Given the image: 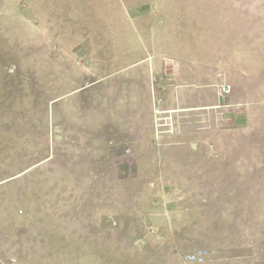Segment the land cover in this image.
<instances>
[{"label": "rangeland", "instance_id": "1", "mask_svg": "<svg viewBox=\"0 0 264 264\" xmlns=\"http://www.w3.org/2000/svg\"><path fill=\"white\" fill-rule=\"evenodd\" d=\"M210 15L208 35L184 20ZM179 37L196 61L244 42L226 70L245 83L206 82L212 108L171 111ZM143 41L163 69L131 67ZM8 263L264 264V0H0Z\"/></svg>", "mask_w": 264, "mask_h": 264}, {"label": "crops", "instance_id": "2", "mask_svg": "<svg viewBox=\"0 0 264 264\" xmlns=\"http://www.w3.org/2000/svg\"><path fill=\"white\" fill-rule=\"evenodd\" d=\"M187 17V16H186ZM186 17H184V20H186L188 23H186L188 26L190 25L191 28H197L200 25H203V27L205 28V35L209 34V32L212 31V28H214L215 26L217 27L218 25L214 24V22L211 24L210 22H212L214 20L213 16L210 15V18H208L207 16L204 17V21H205V25L202 23V19L198 20L195 22V25H193V21L190 20V17L186 19ZM199 19V18H197ZM221 21H223V17L220 19ZM202 21V22H200ZM218 20H215V22ZM236 19L234 20L233 23L235 22ZM208 22V23H207ZM211 24V26H210ZM221 26V24H219ZM117 26V25H116ZM221 28H223V25L221 26ZM236 29L240 28L242 30L243 25L239 26H235ZM253 28L258 30L260 28H258V26H256V28L253 25ZM118 29V28H117ZM128 29L131 30V27H127ZM181 29V28H180ZM216 29V28H215ZM232 29V28H231ZM231 29H226L227 32L230 31ZM255 32V30H253ZM181 35V34H180ZM143 42H141L136 48H138V50H133V49H129L126 51V53H131L132 51H136V55H135V60L133 61L131 67L134 68V70L136 69H141V70H147L148 67H152V69L156 68V69H163L164 64L166 63V61L163 59V57H159L158 55H147L145 54V48L143 47ZM206 44V43H205ZM243 43L237 42V43H232V44H227V43H223L222 45L220 44L218 46V48L215 50L216 52H218L219 54L214 55L215 53L213 52L211 55H208V48L212 47L213 50V46L211 44H206L207 50L203 49L202 51L207 53V55H205L203 58L199 57V61H196L195 57H194V47L193 43L189 42H185L182 41L181 37H179L178 43H177V48L178 50H175L174 53H177L179 55H177L176 57L173 58V61L176 62V64H178L177 66L179 67V70H176L178 72L177 78H178V83H180V78L181 81H184L185 79V83L187 84L184 88L181 85H177V87L175 85H172V87L174 88H169L168 93L166 94H170V99L172 100V108L171 111H184V109H191V110H198V109H208V108H212L213 107V101L214 99H217L219 97V94L217 93L215 96V88H210L209 85L206 84V82L212 81L215 83H219V82H226V83H231V82H236V81H232L233 79L239 78V82L240 83V79L242 83H245L244 79L246 73H244L243 71L239 74L237 73H232L229 70H226V62L230 63L231 65L238 67V63L239 61L242 60L241 63H243L242 65H244V59H246V57L248 56H240V58H237V55H235L237 52L239 53L244 51L243 49ZM226 47V49H225ZM135 48V47H133ZM214 51V50H213ZM224 53V54H223ZM226 53H229L230 55H226ZM118 54H122L121 52H119ZM223 55V56H222ZM138 56H143V57H138ZM120 57V56H119ZM176 58V59H175ZM120 59V58H119ZM254 59V56H253ZM132 62V61H131ZM241 65V64H240ZM175 66V67H177ZM174 67V68H175ZM128 68V67H127ZM182 68V70H181ZM229 69V68H228ZM243 69V67H242ZM225 78L227 80H225ZM192 84V85H191ZM162 89H165V86L162 85L161 86ZM177 88V89H176ZM224 89L226 90H230V87H224ZM131 90V88H130ZM216 97V98H214ZM228 97V96H227ZM229 99V98H228ZM228 99L225 100V104L223 105L222 103H219L217 108H213L214 110H216L215 112L220 116H223L224 114L227 115L228 117V113L230 110L233 109L234 104L231 102H228ZM234 99H237L236 97H234ZM216 106V105H215ZM214 106V107H215ZM222 107V108H221ZM164 111V110H163ZM170 114V113H169ZM155 131L151 132L149 136H147V140H145L146 145L143 146L144 148H149V147H153L154 146V142H156L158 144V140L160 137L155 136ZM9 264V263H8Z\"/></svg>", "mask_w": 264, "mask_h": 264}, {"label": "built area", "instance_id": "3", "mask_svg": "<svg viewBox=\"0 0 264 264\" xmlns=\"http://www.w3.org/2000/svg\"><path fill=\"white\" fill-rule=\"evenodd\" d=\"M154 114H155V117H158L160 121H163V120L165 121V119H168V118H166V117L163 116L164 114H167V113H165L164 111L161 112L159 110L158 106H156L154 108ZM187 259L189 261H192V262H201L204 259V256H203L202 253L191 254V255H188L187 256Z\"/></svg>", "mask_w": 264, "mask_h": 264}]
</instances>
